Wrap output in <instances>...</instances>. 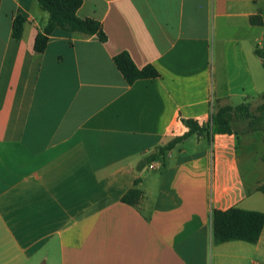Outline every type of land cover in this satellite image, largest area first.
<instances>
[{"label":"crops","instance_id":"0c3cea01","mask_svg":"<svg viewBox=\"0 0 264 264\" xmlns=\"http://www.w3.org/2000/svg\"><path fill=\"white\" fill-rule=\"evenodd\" d=\"M78 16L107 41L57 30L39 54L48 12L0 0V264H264V229L256 243L213 233L215 210L264 213V150L250 181L235 134L192 135L159 168L146 161L189 131L184 119L261 104L264 0H83ZM122 52L159 76L129 85ZM256 132L246 144L264 141ZM135 187L141 201L123 202Z\"/></svg>","mask_w":264,"mask_h":264},{"label":"trees","instance_id":"16d2710c","mask_svg":"<svg viewBox=\"0 0 264 264\" xmlns=\"http://www.w3.org/2000/svg\"><path fill=\"white\" fill-rule=\"evenodd\" d=\"M41 8L48 12L49 18L43 31L39 32L35 39V51L44 53L50 36L57 30L70 33H83L97 35L102 42L107 41L99 21L92 18H81L78 10L83 0H37ZM27 19L18 15L13 22V36L21 38L24 25ZM252 23H261L258 16L251 18ZM256 54L264 58V49L256 48ZM114 63L123 74L126 82L131 85L140 79L157 78L159 72L153 65L139 68L128 52H122L114 57ZM261 104L252 109L250 103H243L238 106H223L212 113L211 119L200 124L195 119H184L183 122L189 131L183 136L175 137L165 145L157 147V150L146 157V161L162 160L165 163L168 152L173 150L179 143L192 135L207 137L209 140L215 134H248L256 131H264V94L261 95ZM264 162V153L262 156ZM259 190L264 194V183ZM143 198V191L132 188L126 192L122 201L137 205ZM264 229V213L250 211L238 206L227 210H215L213 212V233L218 243L231 240H242L249 243L259 241Z\"/></svg>","mask_w":264,"mask_h":264},{"label":"rangeland","instance_id":"374dc122","mask_svg":"<svg viewBox=\"0 0 264 264\" xmlns=\"http://www.w3.org/2000/svg\"><path fill=\"white\" fill-rule=\"evenodd\" d=\"M261 102H262V100H261ZM244 136H245V134H242V133L239 134V136H238L239 137L238 154L242 158V162H243L242 163V168L244 169V172L248 175L247 178L250 181L251 180L250 176H249L250 165H249V168H248L249 162H247V161H249V159H252L254 161H258L259 160V152L264 150V141L260 143V142H258L256 140H253L250 144H246ZM183 147H185V149L188 152H192L193 150H195L194 149L195 147H194V145H193L191 140H188L186 143H184ZM245 156H248V157H245ZM246 166H247V168H246ZM149 172H153V171H146V173H149ZM153 173H155V172H153ZM157 173H159V174L163 173V170H160ZM255 177H258V176H256V173H255Z\"/></svg>","mask_w":264,"mask_h":264},{"label":"built area","instance_id":"2783aa9c","mask_svg":"<svg viewBox=\"0 0 264 264\" xmlns=\"http://www.w3.org/2000/svg\"><path fill=\"white\" fill-rule=\"evenodd\" d=\"M160 167V163L158 162H151L149 165V168L151 169H155V168H159Z\"/></svg>","mask_w":264,"mask_h":264}]
</instances>
